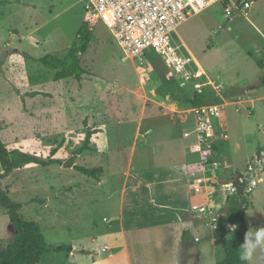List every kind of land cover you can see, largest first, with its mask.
<instances>
[{"label": "rangeland", "instance_id": "obj_1", "mask_svg": "<svg viewBox=\"0 0 264 264\" xmlns=\"http://www.w3.org/2000/svg\"><path fill=\"white\" fill-rule=\"evenodd\" d=\"M240 1H215L179 27L184 68L178 71L155 53L125 57L104 24H88L89 0H0V135L10 150L45 158L52 147L59 148L60 163L28 164L1 180L10 198L23 205L20 213L40 224L50 246L73 247L71 254H46L41 264H88L93 252L106 260V228L119 223L122 192L134 181L140 199L130 188L124 213L154 222L141 203L160 207L136 174L167 162L190 163L203 179L204 199L184 201L191 206L183 210H192L186 219L197 229V243L181 250L180 264H216L224 257L213 225L224 216L236 180H245L251 193L245 210L249 228L264 226V85L259 86L264 79V0L248 10L235 8ZM226 6L234 9V17L226 15ZM82 26L90 36L89 48L80 54L85 74L81 80L56 81V70L39 59H64L78 43ZM235 89L238 94L225 96ZM196 91L223 95L217 104L227 137L218 135L205 148L218 162L211 170L204 168L198 148L196 108L185 101ZM89 128L97 129L91 150L70 164ZM74 165L103 171L95 179ZM192 192V197L198 194L194 186ZM150 232L155 237L142 261L167 264L154 241L161 232ZM16 235L0 206V251ZM251 264H264V249L257 250Z\"/></svg>", "mask_w": 264, "mask_h": 264}, {"label": "trees", "instance_id": "obj_2", "mask_svg": "<svg viewBox=\"0 0 264 264\" xmlns=\"http://www.w3.org/2000/svg\"><path fill=\"white\" fill-rule=\"evenodd\" d=\"M89 45V33L86 27L82 26L79 30L78 43L70 47L64 59L52 55H45L39 61L45 66L56 70L53 76L56 81L70 77L81 80L85 74V69L81 66L80 54L85 53ZM263 85L264 79L259 86L261 87ZM259 86H255V88ZM238 92L237 89L226 91L225 96H233L238 94ZM185 101L194 108H199L205 105L221 103L223 101V95L216 92L196 91L192 97H187ZM95 133H97V129H88L82 145L70 159V164H74L76 155L91 150V143ZM58 150V147H52L50 155L47 158L20 149L10 150L0 135V165L3 168V173L0 174V206L7 211L10 222L17 230L15 238L0 251V264H41L44 256L50 252H67L70 254L73 251L72 245L69 244H61L55 247L50 246L40 224L34 220L25 218L20 213L23 205L13 201L1 184L3 178L25 165L37 164L40 166H49L60 163L61 161L56 157ZM74 166L78 171L95 179H98L99 174L103 171L102 167L88 168L80 165ZM235 186L236 191L226 198L227 210L224 216L217 219L216 223L215 237L222 240V248L224 251V257L216 264H247V262L240 261L238 248L243 243L244 234L249 229L245 210L251 204V193L247 189V182L245 180L243 182L236 180ZM145 188L148 187L145 186ZM155 208L157 209L158 207ZM159 210L179 214L184 219L190 213V211L183 209L167 207H160ZM231 225L237 226L235 231L231 230ZM196 243L197 241L192 231L185 229L181 237L183 250L188 251L192 249Z\"/></svg>", "mask_w": 264, "mask_h": 264}, {"label": "built area", "instance_id": "obj_3", "mask_svg": "<svg viewBox=\"0 0 264 264\" xmlns=\"http://www.w3.org/2000/svg\"><path fill=\"white\" fill-rule=\"evenodd\" d=\"M215 1L222 0H89L86 6L87 22L92 27L102 23L110 31L127 58L146 57L155 53L178 71L184 68L177 45L178 29L192 16L205 11ZM256 0L234 4L235 8L248 10ZM228 17H234V9L225 8ZM198 121V148L202 153L204 168H216L209 151L211 142L218 135L227 137L220 120L218 104L205 105L195 109ZM243 182L244 180H241ZM202 178H197L194 190L199 194ZM236 186H234V193ZM215 221L213 227L216 229ZM108 247H105L107 250Z\"/></svg>", "mask_w": 264, "mask_h": 264}, {"label": "crops", "instance_id": "obj_4", "mask_svg": "<svg viewBox=\"0 0 264 264\" xmlns=\"http://www.w3.org/2000/svg\"><path fill=\"white\" fill-rule=\"evenodd\" d=\"M147 169L144 172H138L136 176L149 188L152 201L159 207L190 210L191 206L184 204L187 198L190 203L193 199H204L201 193L193 194L194 197H192V187L200 175L197 174L198 172L192 164L167 162ZM130 184L122 192V216L119 223L106 228L109 242L105 244L103 250L107 254V259L104 260L99 253L93 252L90 254L91 262L88 264H146L142 258L145 249H150L147 243L149 244L151 238L155 237L152 236L154 233L150 232L152 230L161 232L156 234L157 239L153 240L158 243L157 249H162L161 252L166 257V263L180 264V254L183 249L181 245L182 233L185 229H190L196 238V227L181 215L149 208L144 201L141 203L144 208L143 213L155 217L154 222H144L142 218L136 221L137 217L132 214L126 217L124 210L127 191L131 188V191L139 197L137 182L134 181ZM199 205V202L194 204L193 210ZM105 247L108 249L105 250Z\"/></svg>", "mask_w": 264, "mask_h": 264}, {"label": "clouds", "instance_id": "obj_5", "mask_svg": "<svg viewBox=\"0 0 264 264\" xmlns=\"http://www.w3.org/2000/svg\"><path fill=\"white\" fill-rule=\"evenodd\" d=\"M236 227L235 225L230 226L232 231H235ZM258 249H264V226L250 227L244 234V241L238 248L240 261L251 264Z\"/></svg>", "mask_w": 264, "mask_h": 264}, {"label": "water", "instance_id": "obj_6", "mask_svg": "<svg viewBox=\"0 0 264 264\" xmlns=\"http://www.w3.org/2000/svg\"><path fill=\"white\" fill-rule=\"evenodd\" d=\"M245 1H246V0H241V3H240V4H243ZM74 252H76V251H74Z\"/></svg>", "mask_w": 264, "mask_h": 264}]
</instances>
